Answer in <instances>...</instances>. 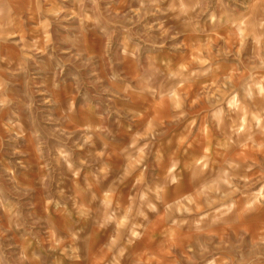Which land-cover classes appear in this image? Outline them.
<instances>
[{"label": "clouds", "instance_id": "9594fccd", "mask_svg": "<svg viewBox=\"0 0 264 264\" xmlns=\"http://www.w3.org/2000/svg\"><path fill=\"white\" fill-rule=\"evenodd\" d=\"M163 2L135 0L138 6H130L121 15L112 7L114 0H70V6L69 0H29L35 9L30 19L38 21L33 32L42 27L46 43L51 42L54 25L63 27L74 18L106 40L104 72L95 55L82 61L81 53L57 61L55 68L63 79L55 81L53 88L60 90L65 80L72 84L71 93L62 102L51 96L44 99L46 93L33 90L28 83V63L38 51L39 40L27 38L30 34L23 22L16 26L0 23V130L7 134L0 135V152L8 156L0 159V213L8 217L6 226L0 220V264H64L65 259L73 264H264V221L255 225L241 221L245 214H264V162L226 155L216 171L210 145L202 157L191 161L179 150L163 154L155 148L161 135L156 131L157 118L152 117L143 127L138 122L139 112L116 103L151 95L160 98L161 106L172 101L173 110L181 109V89L189 78L182 71L169 70L161 80L155 75L159 69L154 63L147 68L140 65L143 51L164 48V43H156L149 33L156 29L163 39L169 31L159 20L157 29L148 17L172 12L177 19H192L190 14H195L198 21L207 13L213 27L226 28L231 40L238 39L243 46L251 38L259 44L264 41V0H232V6L225 7L220 16L210 11L212 0H169L166 8L161 7ZM5 3L0 0V13ZM140 24L143 33L137 28ZM179 34L169 39L175 40ZM129 58L139 66L135 77L120 67ZM256 59L264 69V57L257 55ZM75 62L82 67L65 76L68 65ZM255 86L264 96V87ZM251 87L249 84L245 90L246 98L252 97ZM236 94V88L231 87L230 109L235 106ZM217 103L223 101L217 97ZM184 115L181 111L173 119ZM237 115L234 134L244 133L252 140L257 134L252 132L255 121L258 134L264 137L259 113L252 115L241 107ZM122 121H127L126 128ZM25 142L31 143L38 163L35 188L18 179L21 170L37 167L23 159L26 153L21 145ZM231 146L229 139L216 147ZM186 169H198L204 180L192 196L181 195L188 182ZM124 185L131 188L126 198L121 191ZM35 189L43 191L47 206L56 208L70 222L64 230L67 234L51 224L46 233H40L39 221L27 208ZM173 193L179 198L169 203ZM74 215L87 222L88 231L71 224ZM153 218L167 225L158 243H149L154 239ZM185 225L188 236L181 232ZM92 229L98 235L95 242Z\"/></svg>", "mask_w": 264, "mask_h": 264}, {"label": "rangeland", "instance_id": "374dc122", "mask_svg": "<svg viewBox=\"0 0 264 264\" xmlns=\"http://www.w3.org/2000/svg\"><path fill=\"white\" fill-rule=\"evenodd\" d=\"M168 3L169 0H164L161 7L166 8ZM68 6H70V0ZM130 6L138 5L135 0H114L112 5L115 11L121 15L127 12ZM231 6L232 0H223V3L212 0L210 11L214 10L217 16H220L225 7ZM33 11L35 9L30 6L29 0H6L3 12L0 13V23L6 26H16L23 22V28L30 34L27 38L39 40L38 51L32 54L33 59L28 63V83L33 87V90L39 89L41 93H46L44 99L51 96L62 102L71 93L72 84L70 80H65L60 90L53 88L52 85L55 81L63 79L57 74L55 68L57 61H67L70 56L81 53L83 54L82 61L95 55L101 72H104L106 71V61L103 56L106 40L87 26L81 25L80 21L74 18L65 21L63 27L54 25L50 30L51 42L46 43L42 27L38 32H33V28L38 27V21L30 19ZM176 16V13L169 12L166 15L157 14L156 17L147 18L148 22L156 24L157 29L159 28L157 20L163 22L164 28L169 31L163 39H161V33L156 29L149 33V37L153 41L164 43V48H148L143 51L140 65L147 68L149 63H154L155 68L159 69V73L155 75H160L161 80L169 70L172 72L182 71V75L189 78L188 83L184 84L181 89L183 93L180 97L181 109L173 110L172 101H165L161 106L160 98L154 99L151 95L133 97L130 102L117 100L116 103L121 107L129 105L139 112L138 122L143 127H147L148 121L152 117L157 118L159 127L156 128V131L161 135L157 137L156 149L165 151L171 149L173 152L179 150L182 157L191 161L193 157H202L204 149L210 145L213 159L216 161V164L213 165L216 171H219V165L223 163L226 155L241 159L251 157L258 162H264V147L261 146L264 145V137L258 134L259 129L256 122L252 121V132L257 133L252 136V140H248L244 133L234 134L233 131L234 122H238L237 114L241 107L252 115L259 113L257 119L261 124H264V96L259 94L260 89L255 86L260 84L261 87H264V82L261 81V77H264V69L258 67L260 60L256 59L257 55L264 57V41L257 44L249 38L244 41L242 46L238 39L233 41L229 38L226 28H214L212 21L207 18V13L198 21L195 19V14H190L192 19L189 17L177 19ZM137 28L140 29V33H143L142 24L137 25ZM177 32L180 34L175 40L169 39L171 36H176ZM175 44H180L181 47L176 48ZM202 61L206 62L202 63ZM181 65L184 66L183 69H181ZM81 67L80 62L69 64L65 76L68 72ZM120 67L130 77H135L139 72V66L131 58L121 63ZM209 68L211 71H208ZM192 73H196V75L193 76ZM249 84L252 85V97L246 98L245 90ZM20 85L22 88L25 86L23 79L20 80ZM231 87L236 88L237 94L235 106L230 109L229 104L233 101L228 92ZM221 93L224 95L222 96ZM217 97L223 103H217ZM43 108L47 111L48 106L44 105ZM59 111L60 109L57 107V114ZM181 111H184L186 115L179 120L173 119V116L179 115ZM251 119L249 116L250 121ZM121 124L125 128L128 126L127 121H122ZM0 135L7 136L3 130H0ZM229 139L232 143L231 147L227 149L216 147ZM21 151L26 153L23 158L25 163L36 164L37 167L21 170V176L18 179L21 183H27L30 187L35 188L33 181L37 175L38 163L31 143H23ZM0 159L7 160V154L0 152ZM248 162L251 163V160ZM185 172L188 182L185 188L181 189V195L192 196L197 188L204 183V180L198 169H186ZM205 174H207V170ZM121 191L126 198L131 193L130 185H124ZM178 198L179 196L173 193L172 199H169L168 202L172 203L174 199ZM42 200L44 201L43 191L35 189L27 202L31 216L34 220L39 221L37 223L39 231H42L48 222L43 208L38 204ZM184 203L185 207H188L187 202ZM179 215L180 213H176V216ZM191 215L197 216L195 213ZM0 220L5 226L7 225L6 214L0 213ZM241 221L247 225H255L264 221V214L251 217L245 214ZM165 227H167L166 224L159 222V236ZM187 228L188 226L185 225L181 229L185 236L190 235ZM181 264H185V262L181 261Z\"/></svg>", "mask_w": 264, "mask_h": 264}, {"label": "crops", "instance_id": "0c3cea01", "mask_svg": "<svg viewBox=\"0 0 264 264\" xmlns=\"http://www.w3.org/2000/svg\"><path fill=\"white\" fill-rule=\"evenodd\" d=\"M160 151L163 154L173 152V150H171V149H169V150L167 149L166 151L165 150H160ZM38 204L41 208H43L45 215H46V219L48 220V222L45 224L46 226L42 229V231H40V233L42 235L44 233H46L47 225H49V224L59 228L62 232H64V230L69 227L70 222L61 213H59L56 208H54L52 206H47L45 204V201H43V200L39 201ZM69 207H71V206L69 205ZM71 224H73L75 227H77L79 229H84L85 231L89 230V226H88L87 222L78 220V218H76L75 215L72 218ZM152 232H153L154 239L152 241H149V243H158L160 240L163 239L162 236H159V222L156 218H153ZM64 234H67V233L64 232ZM97 238H98V235H97L96 231L94 229H92V233H91L92 241L95 242V240ZM141 250H143V249H141ZM134 255H136V254L134 253ZM64 264H73V262L71 260L65 259ZM151 264H156V261H152Z\"/></svg>", "mask_w": 264, "mask_h": 264}]
</instances>
